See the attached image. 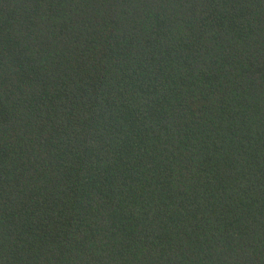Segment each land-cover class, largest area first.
<instances>
[{
	"label": "trees",
	"instance_id": "16d2710c",
	"mask_svg": "<svg viewBox=\"0 0 264 264\" xmlns=\"http://www.w3.org/2000/svg\"><path fill=\"white\" fill-rule=\"evenodd\" d=\"M0 264H264V0H0Z\"/></svg>",
	"mask_w": 264,
	"mask_h": 264
}]
</instances>
